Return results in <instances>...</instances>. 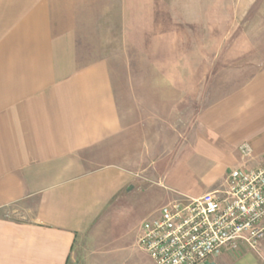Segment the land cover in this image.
<instances>
[{
    "label": "crops",
    "instance_id": "0c3cea01",
    "mask_svg": "<svg viewBox=\"0 0 264 264\" xmlns=\"http://www.w3.org/2000/svg\"><path fill=\"white\" fill-rule=\"evenodd\" d=\"M89 1L0 0V264H71L73 256L72 264H157L139 237L172 196L130 221L143 187L128 190L137 180L123 168L132 148L109 61H84L78 51ZM196 122L173 179L191 197L262 162L264 68ZM199 264H264V239Z\"/></svg>",
    "mask_w": 264,
    "mask_h": 264
},
{
    "label": "rangeland",
    "instance_id": "374dc122",
    "mask_svg": "<svg viewBox=\"0 0 264 264\" xmlns=\"http://www.w3.org/2000/svg\"><path fill=\"white\" fill-rule=\"evenodd\" d=\"M89 3L79 56L109 61L132 148L123 168L137 180L128 190L143 187L130 207V221L139 223L168 193L166 204L191 197L178 193L173 179L189 157L196 120L264 68V0Z\"/></svg>",
    "mask_w": 264,
    "mask_h": 264
},
{
    "label": "built area",
    "instance_id": "2783aa9c",
    "mask_svg": "<svg viewBox=\"0 0 264 264\" xmlns=\"http://www.w3.org/2000/svg\"><path fill=\"white\" fill-rule=\"evenodd\" d=\"M245 157L251 149L241 147ZM264 239V157L253 168L230 170L213 192L166 204L143 223L140 246L157 264H199L241 246L256 250Z\"/></svg>",
    "mask_w": 264,
    "mask_h": 264
}]
</instances>
